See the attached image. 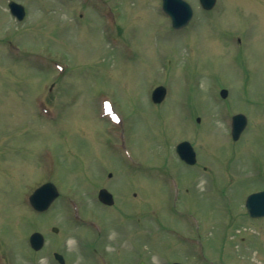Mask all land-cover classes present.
Here are the masks:
<instances>
[{"label": "rangeland", "instance_id": "obj_1", "mask_svg": "<svg viewBox=\"0 0 264 264\" xmlns=\"http://www.w3.org/2000/svg\"><path fill=\"white\" fill-rule=\"evenodd\" d=\"M9 1L0 264H60L54 252L64 264H264V216L245 205L264 186V0H187L194 15L180 29L162 0H15L22 21ZM238 112L248 124L234 141ZM185 137L194 165L176 151ZM48 180L60 196L34 212L28 198Z\"/></svg>", "mask_w": 264, "mask_h": 264}, {"label": "water", "instance_id": "obj_2", "mask_svg": "<svg viewBox=\"0 0 264 264\" xmlns=\"http://www.w3.org/2000/svg\"><path fill=\"white\" fill-rule=\"evenodd\" d=\"M202 6L206 9H211L216 0H200ZM11 11L19 19H23L25 16V9L22 4L15 1H11L9 4ZM164 10L171 16L173 25L176 28L183 27L188 24L193 16L192 6L186 0H163ZM166 94V88L164 86L157 87L153 92V99L156 102L162 101ZM221 95L226 97L228 90L222 89ZM247 118L244 114L240 113L233 117V129L232 135L234 139H238L246 127ZM180 156L189 163L196 161V153L190 142L184 141L177 147ZM59 196V190L53 182H46L38 187L29 197L30 204L37 211L47 210L52 202ZM99 198L106 204L114 203L113 194L107 189H101L99 192ZM246 207L248 213L252 217L264 216V190L253 193L248 196L246 201ZM54 232H58V227H53ZM45 243L44 235L40 232H34L30 236V244L35 250H40ZM55 257L64 263V258L61 254L55 253ZM173 264H183L175 262Z\"/></svg>", "mask_w": 264, "mask_h": 264}, {"label": "flooded vegetation", "instance_id": "obj_3", "mask_svg": "<svg viewBox=\"0 0 264 264\" xmlns=\"http://www.w3.org/2000/svg\"><path fill=\"white\" fill-rule=\"evenodd\" d=\"M166 95H167V94H166ZM165 98H166V96H165ZM165 98H164V99H165ZM164 99H163L161 102H154V103H156V104L162 103V102L164 101ZM182 140H187V138L185 137V138H183ZM263 175H264V173H263ZM109 176H112V174L109 175ZM262 189H264V187H263ZM262 189H261V190H262Z\"/></svg>", "mask_w": 264, "mask_h": 264}]
</instances>
